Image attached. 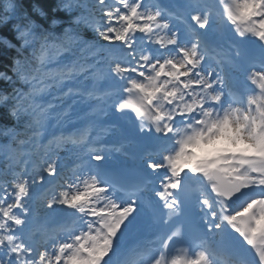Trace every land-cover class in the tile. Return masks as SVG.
<instances>
[{"label":"snow or ice","instance_id":"1","mask_svg":"<svg viewBox=\"0 0 264 264\" xmlns=\"http://www.w3.org/2000/svg\"><path fill=\"white\" fill-rule=\"evenodd\" d=\"M0 33V264H264V0H6Z\"/></svg>","mask_w":264,"mask_h":264},{"label":"trees","instance_id":"2","mask_svg":"<svg viewBox=\"0 0 264 264\" xmlns=\"http://www.w3.org/2000/svg\"><path fill=\"white\" fill-rule=\"evenodd\" d=\"M5 2H6V0H0V9L3 8ZM0 35H4V33H0Z\"/></svg>","mask_w":264,"mask_h":264},{"label":"bare ground","instance_id":"3","mask_svg":"<svg viewBox=\"0 0 264 264\" xmlns=\"http://www.w3.org/2000/svg\"><path fill=\"white\" fill-rule=\"evenodd\" d=\"M218 145H219V144H218ZM218 145H217V146H218ZM199 154H202V153H199Z\"/></svg>","mask_w":264,"mask_h":264}]
</instances>
